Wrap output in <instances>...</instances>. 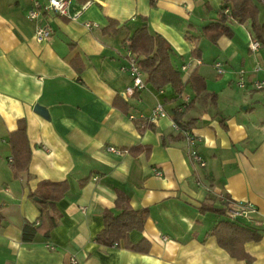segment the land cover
Returning <instances> with one entry per match:
<instances>
[{
	"label": "crops",
	"instance_id": "0c3cea01",
	"mask_svg": "<svg viewBox=\"0 0 264 264\" xmlns=\"http://www.w3.org/2000/svg\"><path fill=\"white\" fill-rule=\"evenodd\" d=\"M34 1L47 0H0V264H73L71 256L75 264H264V232L243 244L250 261L231 255L212 232L227 218L214 211L224 197L255 205L239 220L264 230V114L253 102L264 89L249 85L264 79V47L249 48L250 22H229L232 34L212 42L201 27L228 8L223 0H70L69 16L49 11L31 20ZM144 22L170 44L181 93L170 83L153 87L144 72L145 85L126 93L133 80L121 68L133 53L124 39ZM45 23L52 32L38 40L35 27ZM239 69L244 88L236 85ZM159 102L166 113L152 120ZM175 112L199 136L203 166L192 161ZM21 118L31 157L15 176L9 135ZM41 181H66L68 189L48 235L24 241L23 223L40 214L33 192ZM118 192L148 211L142 229L128 233L132 243L147 240V251L95 239L103 211H117Z\"/></svg>",
	"mask_w": 264,
	"mask_h": 264
},
{
	"label": "trees",
	"instance_id": "16d2710c",
	"mask_svg": "<svg viewBox=\"0 0 264 264\" xmlns=\"http://www.w3.org/2000/svg\"><path fill=\"white\" fill-rule=\"evenodd\" d=\"M88 0H85V2ZM228 8H221L217 11L214 20L209 21L201 27V35L208 40L215 42L221 35H231L232 29L229 22L236 21L243 23L250 22V29L254 38L264 47V21H260L259 5L264 6V0H223ZM128 48L135 54L137 65L146 74V82L155 88H161L170 83L177 93L183 89V81L180 71L170 60L172 48L168 41L159 33H151L146 22L138 26L134 32L127 36ZM192 77H195L192 76ZM197 77V76H196ZM195 90H205L203 84L192 83ZM200 91V92H201ZM215 95V93L211 94ZM182 112H175L174 119L181 127L187 125L181 121ZM11 149L10 167L15 176L27 169L31 149L26 133V121L24 118L18 120V125L9 135ZM68 189L66 181H41L33 192L36 202L40 209L37 222L26 220L21 229V237L24 241L33 239L36 233L41 232L45 236L56 224L58 212L55 209L56 201ZM115 208L117 211L106 209L103 211L104 227L97 233V242L111 245L123 242L125 247L147 251L149 243L143 239L138 243H132L128 239V233L132 229H142L147 209H134L128 201V197L118 192L115 198ZM208 208L206 205L202 209ZM219 214H224V208L215 209ZM2 214L0 211V222ZM219 244L224 247L231 255L243 257L250 261L252 258L243 248L244 242L248 240H258L264 230L252 225H248L239 219H220L213 227Z\"/></svg>",
	"mask_w": 264,
	"mask_h": 264
},
{
	"label": "built area",
	"instance_id": "2783aa9c",
	"mask_svg": "<svg viewBox=\"0 0 264 264\" xmlns=\"http://www.w3.org/2000/svg\"><path fill=\"white\" fill-rule=\"evenodd\" d=\"M70 0H47L46 2L40 3L38 1H34L32 6L28 9L27 16L31 20H36L43 12H55L62 15L68 14V6H69ZM95 22H86V26L92 27L95 26ZM52 32V27L49 24H37L35 27V37L38 40H42L47 38ZM260 47L259 42L253 38L249 43V48L254 51L257 50ZM197 62H199L197 60ZM191 62H185L182 65L183 69H187L190 67ZM213 65L218 73H221L224 71V68L222 67V63L220 61H214ZM122 70H126L129 72V74L132 77L133 85L132 87H128L126 89V93L132 94L134 92L135 88H141L145 85V82L142 78V70L137 65L136 57L134 54H130L128 65L123 66L121 68ZM258 69L255 68V70ZM243 69H239L237 71V79H236V85L238 87L244 88L247 86V80L245 78ZM249 85H251L254 89H264V79H255L251 80L249 82ZM165 110L163 108V104L161 102L157 103L154 108H152L149 118L154 120L157 116H163L165 115ZM177 129H181L184 135V139L186 141V144L188 146V153L192 159V161L199 165L203 166L205 164V160L203 159L202 155L199 153V151L196 148V143L199 140V136L192 132L191 130L181 127L179 124H175ZM107 148L110 151L113 152H119L120 149L113 146L108 145ZM156 174H160V171L155 170ZM224 201V215L228 219H241V218H250L251 213H256L257 208L255 205H253L248 200H233L228 197L223 198ZM49 248H54L51 244H46ZM70 261L75 264L77 263V260L74 256L70 257Z\"/></svg>",
	"mask_w": 264,
	"mask_h": 264
},
{
	"label": "rangeland",
	"instance_id": "374dc122",
	"mask_svg": "<svg viewBox=\"0 0 264 264\" xmlns=\"http://www.w3.org/2000/svg\"><path fill=\"white\" fill-rule=\"evenodd\" d=\"M260 13H259V19L260 21H264V6L259 5ZM237 91L239 90L237 87H235ZM261 96L258 98V100L253 101L255 103V109L256 111L264 114V91L261 92ZM259 94H254V96Z\"/></svg>",
	"mask_w": 264,
	"mask_h": 264
},
{
	"label": "water",
	"instance_id": "95a60500",
	"mask_svg": "<svg viewBox=\"0 0 264 264\" xmlns=\"http://www.w3.org/2000/svg\"><path fill=\"white\" fill-rule=\"evenodd\" d=\"M34 110L37 111L38 113H40L41 115L47 117V118L49 117L46 108L40 104H35Z\"/></svg>",
	"mask_w": 264,
	"mask_h": 264
}]
</instances>
